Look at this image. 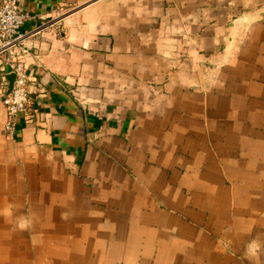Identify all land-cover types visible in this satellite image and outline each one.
<instances>
[{"label":"crops","instance_id":"crops-1","mask_svg":"<svg viewBox=\"0 0 264 264\" xmlns=\"http://www.w3.org/2000/svg\"><path fill=\"white\" fill-rule=\"evenodd\" d=\"M17 2L47 29L0 264H264V0Z\"/></svg>","mask_w":264,"mask_h":264},{"label":"built area","instance_id":"built-area-1","mask_svg":"<svg viewBox=\"0 0 264 264\" xmlns=\"http://www.w3.org/2000/svg\"><path fill=\"white\" fill-rule=\"evenodd\" d=\"M46 29V25H38L37 17L20 10L17 0H0V66L4 76L14 78L11 90H4L0 97L5 115L3 134L10 143L16 142L36 117L31 96L37 82L29 78L25 60Z\"/></svg>","mask_w":264,"mask_h":264},{"label":"water","instance_id":"water-1","mask_svg":"<svg viewBox=\"0 0 264 264\" xmlns=\"http://www.w3.org/2000/svg\"><path fill=\"white\" fill-rule=\"evenodd\" d=\"M13 80H14V78L12 76L7 77V84H8L7 92H9L11 90Z\"/></svg>","mask_w":264,"mask_h":264}]
</instances>
